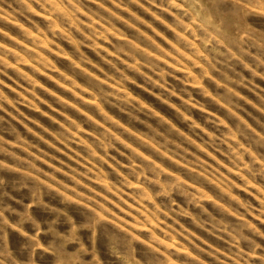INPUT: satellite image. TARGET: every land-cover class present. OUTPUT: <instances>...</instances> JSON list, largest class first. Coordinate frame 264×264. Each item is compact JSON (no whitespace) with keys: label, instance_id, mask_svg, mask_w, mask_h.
<instances>
[{"label":"rangeland","instance_id":"rangeland-1","mask_svg":"<svg viewBox=\"0 0 264 264\" xmlns=\"http://www.w3.org/2000/svg\"><path fill=\"white\" fill-rule=\"evenodd\" d=\"M0 264H264V0H0Z\"/></svg>","mask_w":264,"mask_h":264}]
</instances>
